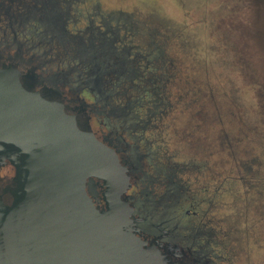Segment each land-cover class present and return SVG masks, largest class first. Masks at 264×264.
<instances>
[{"label": "flooded vegetation", "instance_id": "1", "mask_svg": "<svg viewBox=\"0 0 264 264\" xmlns=\"http://www.w3.org/2000/svg\"><path fill=\"white\" fill-rule=\"evenodd\" d=\"M86 1L0 0V65L34 69L50 85L68 88V100L88 105L97 138L137 176L129 202L147 237L179 247L177 260L185 255L187 264H240L242 248L221 214L230 131L215 121L201 70L183 63L179 43L170 55L168 38L153 30L147 35L154 52H141L131 38L141 24ZM105 47L113 54L102 57ZM57 58L62 73L51 70ZM14 175L12 165L0 166V188ZM89 190L104 205L101 188L91 183Z\"/></svg>", "mask_w": 264, "mask_h": 264}, {"label": "water", "instance_id": "2", "mask_svg": "<svg viewBox=\"0 0 264 264\" xmlns=\"http://www.w3.org/2000/svg\"><path fill=\"white\" fill-rule=\"evenodd\" d=\"M249 1L257 9L248 31L264 48V0L242 4ZM224 43L228 58L216 66L233 65L255 91L245 100L228 78L231 95L213 94L209 103L229 128L235 162L264 144V82L229 35ZM74 99L34 69L0 65V166L15 168L0 188V264H187L185 255L177 260L179 247L150 239L133 218L137 176L97 138L88 105ZM91 183L104 205L94 202Z\"/></svg>", "mask_w": 264, "mask_h": 264}, {"label": "rangeland", "instance_id": "3", "mask_svg": "<svg viewBox=\"0 0 264 264\" xmlns=\"http://www.w3.org/2000/svg\"><path fill=\"white\" fill-rule=\"evenodd\" d=\"M96 1L100 3L104 15L112 13L121 17L122 14L142 25L131 37L142 49L141 52H154L147 35L151 30L168 38V53L179 43L183 49V63L198 66L201 70L199 83L207 93L211 91L212 95H231L228 86V78H231L236 84L233 87L239 88L240 95L245 100L255 95L254 89L242 79L239 70L233 65L228 63L216 66L218 61L226 62L225 59L228 58V49L224 43L226 35H229L243 55L255 64L264 82V48L256 43L248 31L255 25L257 9L251 5V1L248 5L242 4L244 0L86 2L90 7L95 5ZM120 17H114L111 22L123 25ZM116 20L118 22H115ZM64 61L67 62L65 58ZM64 67L63 58H57L51 70L57 73L58 70L63 71ZM223 82L228 87L220 90V84ZM65 90L69 95L68 88L65 87ZM240 157L238 161L231 162V177L222 183L221 191L225 192L228 204L221 210V214L231 222L232 239L238 240L237 244L242 248V255L237 257V261L240 264H264V144L254 148L249 156ZM194 181L195 179L191 178L189 183ZM199 185L195 184V187L198 188Z\"/></svg>", "mask_w": 264, "mask_h": 264}, {"label": "trees", "instance_id": "4", "mask_svg": "<svg viewBox=\"0 0 264 264\" xmlns=\"http://www.w3.org/2000/svg\"><path fill=\"white\" fill-rule=\"evenodd\" d=\"M123 19L121 18V21H122ZM138 30V29H137ZM136 52V51H135ZM100 53L102 54H104V56H102V57H105V56H107V55H112L113 53L112 52H109V50H108V48L107 47H105L104 49H101V51H100ZM119 55H121V53L119 54ZM58 72H60V73H62L63 71L62 70H58ZM228 96H229V94H227Z\"/></svg>", "mask_w": 264, "mask_h": 264}]
</instances>
